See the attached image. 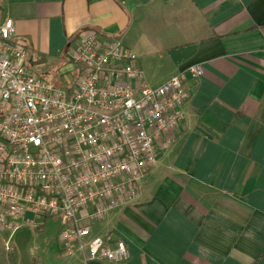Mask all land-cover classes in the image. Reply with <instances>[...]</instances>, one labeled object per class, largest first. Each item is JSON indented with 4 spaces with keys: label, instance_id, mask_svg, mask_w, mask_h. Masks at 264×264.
Returning a JSON list of instances; mask_svg holds the SVG:
<instances>
[{
    "label": "crops",
    "instance_id": "crops-1",
    "mask_svg": "<svg viewBox=\"0 0 264 264\" xmlns=\"http://www.w3.org/2000/svg\"><path fill=\"white\" fill-rule=\"evenodd\" d=\"M28 59L45 79L78 80L68 49L81 30L120 42L155 87L185 75L184 119L134 201L91 224L129 258L85 263L58 238L0 229V264H264V0H0ZM44 68V69H45ZM41 238V239H40Z\"/></svg>",
    "mask_w": 264,
    "mask_h": 264
},
{
    "label": "built area",
    "instance_id": "built-area-1",
    "mask_svg": "<svg viewBox=\"0 0 264 264\" xmlns=\"http://www.w3.org/2000/svg\"><path fill=\"white\" fill-rule=\"evenodd\" d=\"M68 59L78 80L64 88L29 61L13 21H0V229L35 231L60 217L65 254L86 248L85 263H120L125 241L89 237L91 224L139 197V181L184 119L186 72L203 69L190 65L151 87L135 54L93 30L78 33Z\"/></svg>",
    "mask_w": 264,
    "mask_h": 264
},
{
    "label": "rangeland",
    "instance_id": "rangeland-1",
    "mask_svg": "<svg viewBox=\"0 0 264 264\" xmlns=\"http://www.w3.org/2000/svg\"><path fill=\"white\" fill-rule=\"evenodd\" d=\"M45 67L44 66H37V70L40 72V73H42L43 74V72L44 71H46V70H48V68L46 67L45 69H44ZM60 225H61V218L60 217H57L55 220H51V221H49L48 223H47V228H46V230H44V232H43V235H41L40 237L42 238V239H44V240H48L47 241V243L49 242V241H51L52 240V238H54L55 237V235H56V231H57V229L60 227ZM15 233V232H14ZM13 234V233H12ZM40 238V239H41Z\"/></svg>",
    "mask_w": 264,
    "mask_h": 264
}]
</instances>
